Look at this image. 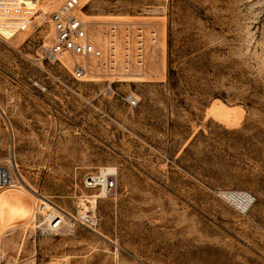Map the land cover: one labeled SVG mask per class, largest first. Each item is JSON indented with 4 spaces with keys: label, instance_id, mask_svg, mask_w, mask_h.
<instances>
[{
    "label": "rangeland",
    "instance_id": "rangeland-1",
    "mask_svg": "<svg viewBox=\"0 0 264 264\" xmlns=\"http://www.w3.org/2000/svg\"><path fill=\"white\" fill-rule=\"evenodd\" d=\"M85 18L104 57L76 58L82 80L43 58L48 17L1 30L0 161L20 186L0 191V264H264V0H89ZM42 196L57 232L35 228Z\"/></svg>",
    "mask_w": 264,
    "mask_h": 264
},
{
    "label": "built area",
    "instance_id": "built-area-1",
    "mask_svg": "<svg viewBox=\"0 0 264 264\" xmlns=\"http://www.w3.org/2000/svg\"><path fill=\"white\" fill-rule=\"evenodd\" d=\"M51 0H0V36L5 37L2 29H10L17 34L27 31L37 17H48L53 27V40L42 47L44 59L49 61H70L66 66L73 77L82 80L89 73L87 66L76 59L81 58H103L104 49L99 46L89 31V22L85 18V7L89 0H61L51 11L41 9ZM41 19V18H40ZM43 19V18H42ZM132 105L136 104L130 99ZM88 189H104L105 194H112L117 188L115 175H109L105 181L99 180V175H89L84 181ZM20 182L15 179L13 164L10 161H0V191L18 189ZM96 200V199H94ZM62 212L53 209V206ZM39 213L43 220L35 223V228L44 233L57 232L66 225V214L64 210L49 199L41 201ZM93 218L86 216L85 221H79L76 217L70 216L69 221L74 225L92 223Z\"/></svg>",
    "mask_w": 264,
    "mask_h": 264
},
{
    "label": "bare ground",
    "instance_id": "bare-ground-1",
    "mask_svg": "<svg viewBox=\"0 0 264 264\" xmlns=\"http://www.w3.org/2000/svg\"><path fill=\"white\" fill-rule=\"evenodd\" d=\"M109 175H107V176H102L101 177V180L100 181H105V179L108 177ZM103 193L105 194V191H103ZM227 195L228 196H230V197H232L233 199H235L241 206H245L246 207V204H248L247 202H249L248 200H250V199H248L247 198V195L248 194H245V195H243L242 194V197H241V194L240 195H237V194H234V193H227ZM45 199H47V198H45L44 196H42L41 197V201H44ZM48 204H50L48 201H46ZM50 206H53L52 208L53 209H56V210H58V211H60V212H62L63 213V211H61L59 208H57V207H55L54 205H52V204H50V205H47V207L49 208Z\"/></svg>",
    "mask_w": 264,
    "mask_h": 264
}]
</instances>
